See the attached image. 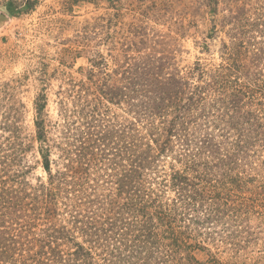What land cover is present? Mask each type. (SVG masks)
Returning a JSON list of instances; mask_svg holds the SVG:
<instances>
[{
  "label": "trees",
  "instance_id": "obj_1",
  "mask_svg": "<svg viewBox=\"0 0 264 264\" xmlns=\"http://www.w3.org/2000/svg\"><path fill=\"white\" fill-rule=\"evenodd\" d=\"M206 1L228 40L220 64L181 67L167 45L110 73L101 56L60 142L45 95L34 137L12 127L0 144V264H202L200 225L228 212L218 202L247 184L241 164L264 142V0ZM36 144L46 177L33 184Z\"/></svg>",
  "mask_w": 264,
  "mask_h": 264
},
{
  "label": "rangeland",
  "instance_id": "obj_2",
  "mask_svg": "<svg viewBox=\"0 0 264 264\" xmlns=\"http://www.w3.org/2000/svg\"><path fill=\"white\" fill-rule=\"evenodd\" d=\"M213 19L206 0H0V144L13 126L34 137L43 95L49 136L60 142L79 104L76 93L101 56L110 73L127 58L159 54L167 45L177 49L181 67L220 64L228 40L211 31ZM37 146L28 154L33 184L46 177ZM241 165L247 184L230 190L229 202L220 199L228 212L196 234L201 248L194 255L202 264H264V142Z\"/></svg>",
  "mask_w": 264,
  "mask_h": 264
}]
</instances>
